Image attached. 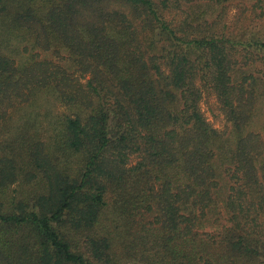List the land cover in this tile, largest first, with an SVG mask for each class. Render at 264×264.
<instances>
[{"label": "trees", "instance_id": "1", "mask_svg": "<svg viewBox=\"0 0 264 264\" xmlns=\"http://www.w3.org/2000/svg\"><path fill=\"white\" fill-rule=\"evenodd\" d=\"M185 1L0 0V18L10 22L0 39V120L32 94L34 80L66 82L46 61L34 77H18L12 55L22 42L21 54L64 52L97 101L85 117L52 122L51 143L24 126L14 139L22 163L20 152L0 154V264H110L102 233L110 193L122 220L154 216L163 252L152 264H264V141L247 131L264 94V70L254 71L255 57L264 59V29L181 33L164 11ZM190 7L191 20L203 23L204 12ZM251 15L264 20V0H255ZM206 91L232 123L233 150L200 109ZM222 147L226 165L218 172ZM21 174L39 181L32 195L10 192ZM152 235H142L146 245Z\"/></svg>", "mask_w": 264, "mask_h": 264}, {"label": "rangeland", "instance_id": "2", "mask_svg": "<svg viewBox=\"0 0 264 264\" xmlns=\"http://www.w3.org/2000/svg\"><path fill=\"white\" fill-rule=\"evenodd\" d=\"M254 2L255 0H225L222 3H211L209 0H186L181 9L174 8V4H170L172 8L164 11V14L174 27L182 26L186 29H180L181 33L193 32L196 35H205L208 30H214L222 34L223 32H236L239 27H242L243 30L249 25L264 29V20L259 17L253 19L255 15H251ZM190 6H194L197 10L204 12L206 17L200 25L189 17ZM259 13L260 9L256 10V14ZM189 22H191V25ZM9 23L8 19L0 18V39L5 37ZM250 36L251 32L248 31L243 34L242 40H247ZM27 38H29V35ZM18 44L20 45V53L12 55L18 60V66L20 64V71L17 72L18 77L25 78L28 74L34 77L35 72L32 70L38 67L39 62L46 61L48 62L49 71H57L58 76L66 78L64 79L66 82L62 85L56 77L50 78L45 85L41 84V81L34 80L35 84H32L34 87L32 94L28 98L10 106L7 109L6 117L0 120V154L11 156L9 151L13 155H15V152H20L15 155L19 164L22 163L25 153L23 149L21 150L19 143H14V139L24 126L29 123L33 124L32 131H34L35 135L44 141L45 144L51 143L56 138V131L51 126L52 122L58 118L77 113H81V116L85 117L91 110L88 104H95L97 101L94 95L87 91V77L85 78L82 75L69 57L62 58V56H65L64 52L58 55L52 50L38 49L39 51L32 50L21 54L25 43ZM4 52L10 53L11 50H5ZM245 54L246 51L241 49L238 53L236 52L240 62L246 61ZM254 68H258L254 69L256 72L264 70V59L255 57ZM36 74L40 75L37 72ZM199 78L198 76V83L201 84V79ZM258 89L260 92L264 90V80L258 81ZM253 103L252 122L248 126L247 131L259 133L264 141V94L257 96ZM200 109L208 123L225 140L229 136L228 148L235 149L237 134L212 92L206 91L204 93L200 101ZM220 142L224 141L220 140ZM222 151L224 152L222 154L217 151V156L214 160L218 172H221L224 165H226L224 147H222ZM136 160L137 157H134L132 163H135ZM220 179L221 182L226 180L225 176ZM38 186V180L31 183L26 182L21 174L20 180L10 187V192L13 193L15 190L14 193L20 194L24 191L26 195H32V192ZM106 200L107 205L102 218V233L111 242L112 262L110 264H152L154 259L158 260L160 255H162L163 249L161 247L162 242L159 241L158 237L156 238L158 241H156L155 237L162 235V231L153 230V228H157V226H152L154 216L148 213H140L135 214L131 219L122 220L121 214L115 211L114 195L110 193L107 195ZM148 231L153 233V235L150 239L151 242L146 245L142 235L147 234ZM146 247L149 248L147 253L150 258L146 257L144 252ZM261 251L264 252V246Z\"/></svg>", "mask_w": 264, "mask_h": 264}]
</instances>
